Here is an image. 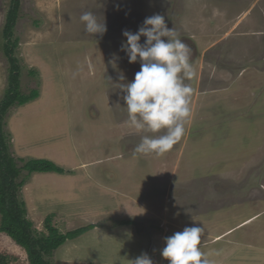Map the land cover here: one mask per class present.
Listing matches in <instances>:
<instances>
[{
    "label": "rangeland",
    "instance_id": "374dc122",
    "mask_svg": "<svg viewBox=\"0 0 264 264\" xmlns=\"http://www.w3.org/2000/svg\"><path fill=\"white\" fill-rule=\"evenodd\" d=\"M9 4L0 0V98L9 66L2 52ZM85 11L104 20L103 35L84 31ZM153 14L163 15L191 48L195 70L184 81L193 88L185 134L174 153L161 155L172 168L181 151L176 165L181 183L175 181L168 194L180 215L168 212L171 203L163 210L165 191L152 187L164 181L151 170L150 158L157 155L134 152L145 133L128 126L116 87L140 70L139 61L129 63L120 50L122 31L136 32ZM15 32L21 85L37 88L39 96L8 111L9 151L19 165L20 158H45L64 168V173L22 172L28 177L19 195L27 216L39 236L48 233V215L60 232L95 224L56 249L52 264H132L142 253L153 264H169L160 254L164 237L191 227L201 213L213 233L200 243L209 264H264V0H21ZM79 156L84 164L75 169ZM108 161L123 163L115 180H128L136 187L134 196L142 192L148 207L160 210L137 212L142 208L132 198L120 197L124 205L113 196ZM144 182L151 188L137 189ZM249 216L254 217L242 226ZM124 219L133 223L118 225ZM0 255L3 264H29L23 247L3 232Z\"/></svg>",
    "mask_w": 264,
    "mask_h": 264
},
{
    "label": "clouds",
    "instance_id": "9594fccd",
    "mask_svg": "<svg viewBox=\"0 0 264 264\" xmlns=\"http://www.w3.org/2000/svg\"><path fill=\"white\" fill-rule=\"evenodd\" d=\"M80 21L88 34L103 35L107 30L104 20L99 22L91 11L83 12ZM122 35L126 40L121 42L120 50L125 52L129 63H140V70L132 81L116 85L123 93L128 126L138 133H145L134 152L160 156L183 137L191 115L193 88L184 81L195 76L190 63L192 50L174 28L166 26L164 16L160 14L146 17L136 32L123 30ZM142 36L145 37L143 43L140 42ZM119 79L124 81L125 77L121 75ZM161 130H164L161 135H149ZM203 232L202 227L186 226L182 231L164 237L161 256L169 264H209L200 248ZM132 264H153V261L142 253L132 260Z\"/></svg>",
    "mask_w": 264,
    "mask_h": 264
},
{
    "label": "trees",
    "instance_id": "16d2710c",
    "mask_svg": "<svg viewBox=\"0 0 264 264\" xmlns=\"http://www.w3.org/2000/svg\"><path fill=\"white\" fill-rule=\"evenodd\" d=\"M21 0H10L9 8L5 16L2 29V52L9 63L7 69L6 87L0 98V232L7 234L16 244L23 247L27 254L29 264H52L49 256L68 240L77 238L93 229L95 224H88L76 229L60 232L52 226L48 215L44 224L47 234L37 235L33 221L27 216L26 202L20 199L22 188L27 174L34 172L64 173V168L54 161L45 158L19 159L18 164L9 151V133L5 130V118L8 111L17 106H23L39 96L37 88L24 90L21 85L22 66L20 59L15 55L19 46V38L15 32L17 21L20 17ZM36 25H39L34 21ZM35 74L34 70H29ZM133 223L131 220H120L118 225ZM0 255V259H1ZM3 264V259L0 261Z\"/></svg>",
    "mask_w": 264,
    "mask_h": 264
},
{
    "label": "crops",
    "instance_id": "0c3cea01",
    "mask_svg": "<svg viewBox=\"0 0 264 264\" xmlns=\"http://www.w3.org/2000/svg\"><path fill=\"white\" fill-rule=\"evenodd\" d=\"M169 152L174 153L173 150H169L168 152H166L163 155H166ZM180 155H181V151H178V153L176 155H174L175 158L173 159V164L171 165L172 168H170V167L169 168H166V166H169V163H167L164 158H161L162 157L161 155L160 156H157V157H154L153 156V157L150 158L151 159V162H152V168H151V170L153 172L155 171V174L156 175H157V173H160L161 174V177L164 178V181H161L162 182L161 185H160V180H157L156 183H155V185L152 186V187H157L159 189H164V191H165V194H164V202L168 204V205H166L168 208L167 209L166 208H163V210H165V212L168 211L169 205L171 203V205H172V208L171 209L172 210H170L168 212L174 211L176 214H179V215L181 213L178 212V208L177 207L175 208V201H171V198H170V196L168 194H169V190L174 186L175 181H178V179H179V183H181L180 182V179H182V178H179L180 177L179 176V173L176 172V165H177V163L179 161ZM113 157H115V156H113ZM79 158H81L82 161H81V163L78 164V166L75 169H78V168L82 167V165L84 164L83 156H79ZM110 163H111V161L108 163L109 164V168H108L109 169V172L108 173L110 175L108 177V181H109L108 190H110V192L113 194V196H115L117 198H120V197L121 198H125V197L132 198L133 204H136L137 203L142 208V210L140 211V207H139V209H137L138 210L137 212L156 213V211L160 210L158 207H156V205H154L152 208L148 207L146 199L142 198V192H141V197H140L139 194H138L137 197L134 196L132 194V191L136 187H135V185H132L129 182H127L128 180L127 181H124L123 178H121V179L118 178L117 180H115L116 179V173L121 168V165H123V163L120 164L118 162V163H114V165L113 164H110ZM81 169H83V168H81ZM149 188H151V186L148 183L144 182L142 184V186L139 187V188H137V189H139L140 191H147ZM121 201L125 205V201H123L122 199H121ZM207 202H208V200H207ZM132 207L136 211L135 205H132ZM220 208L223 209V207H220ZM176 214H174L173 216H176ZM191 214H190V216H191ZM201 214H202V217L199 216L200 219H199V217H196V218H194V219H192L190 221V224L192 223L191 224L192 226H199L200 223H203V225H202L203 227L202 228L204 229V232H203L201 238L204 240V239H206L208 237V235L210 236V234H213V233L210 232V230L206 228L207 222L202 219L203 218V215H205V214H203V213H201ZM253 217L247 218L245 220H251ZM226 234H227V231H224L220 235H218V236L216 235V237L213 239V241L214 240H218L219 237H223ZM211 241H212V238H211Z\"/></svg>",
    "mask_w": 264,
    "mask_h": 264
},
{
    "label": "bare ground",
    "instance_id": "6f19581e",
    "mask_svg": "<svg viewBox=\"0 0 264 264\" xmlns=\"http://www.w3.org/2000/svg\"><path fill=\"white\" fill-rule=\"evenodd\" d=\"M168 160H169V159H168ZM124 168H125V167H124ZM219 212H220V211H219ZM247 213H248V212H247ZM217 214H218V213H217ZM234 214H235V211H234ZM252 214H254V213H252ZM242 215H243V214H242ZM217 216H218V215H217ZM240 216H241V215H240ZM249 217H250V216H249ZM213 218H214V217H213ZM216 218H217V217H216ZM219 218H221V217H219ZM233 218H234V217H233ZM260 218H261V217H260ZM213 220H214V219H213ZM233 220H234V219H233ZM237 221H238V220H237ZM249 221H250V220H245L241 225L244 226L243 224H246V223H248ZM263 221H264V220H263ZM229 222H230V221H229ZM188 223H189V222H188ZM204 223H205V222H204ZM212 223H213V222H212ZM217 223H219V221H218ZM260 223H261V222H260ZM191 224H192V223H191ZM209 224H210V223H209ZM228 224H229V223H228ZM238 224H239V223H238ZM204 225H205V224H204ZM216 225H217V224H216ZM219 225H220V224H219ZM235 225H236V224H235ZM239 225H240V224H239ZM241 225H240V226H241ZM209 226H210V225H209ZM220 226H221V225H220ZM202 227H203V226H202ZM233 227H234V226H233ZM252 227H255V226H252ZM206 228H208V227L206 226ZM237 228H238V227H237ZM241 228H243V227H241ZM244 228H246V227H244ZM259 228H260V227H259ZM258 230H259V229H258ZM234 231H236V230H233V232H234ZM252 232H253V231H252ZM255 233H256V232H255ZM257 233H258V232H257ZM257 233H256V234H257ZM232 234H233V233H232ZM240 235H241V234H240ZM254 235H255V234H254ZM208 236H209V235H208ZM232 236H233V235H232ZM256 236H257V235H256ZM209 237H210V236H209ZM227 237H228V236H227ZM201 239H202V238H201ZM206 239H208V238H206ZM221 239H222V238H221ZM226 239H227V238H226ZM231 240H232V239H231ZM241 240H242V239H241ZM241 240H240V241H241ZM202 241H203V240H202ZM240 241H239V242H240ZM247 241H248V240H247ZM205 242H206V241H205ZM218 242H219V241H218ZM226 242H227V241H226ZM226 242H225V243H226ZM232 242H233V240H232ZM214 243H215V241H214ZM235 243H236V242H235ZM256 243H257V241H256ZM228 244H229V243H228ZM246 244H247V243H246ZM259 244H260V243H259ZM263 244H264V243H263ZM209 245H210V244H209ZM255 245H256V244H255ZM210 248H211V247H210ZM207 249H208V248H207ZM212 249H213V248H212ZM247 249H248V248H247ZM255 249H256V248H255ZM217 250H218V249H217ZM256 250H257V249H256ZM235 251H236V250H235ZM253 252H254V251H253ZM262 264H263V263H262Z\"/></svg>",
    "mask_w": 264,
    "mask_h": 264
}]
</instances>
